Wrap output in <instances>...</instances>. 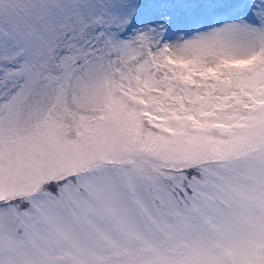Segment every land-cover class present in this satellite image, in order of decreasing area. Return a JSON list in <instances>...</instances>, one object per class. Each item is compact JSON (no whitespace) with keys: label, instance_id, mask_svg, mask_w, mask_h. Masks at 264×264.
I'll return each mask as SVG.
<instances>
[{"label":"snow or ice","instance_id":"1","mask_svg":"<svg viewBox=\"0 0 264 264\" xmlns=\"http://www.w3.org/2000/svg\"><path fill=\"white\" fill-rule=\"evenodd\" d=\"M0 264H264V0H0Z\"/></svg>","mask_w":264,"mask_h":264}]
</instances>
